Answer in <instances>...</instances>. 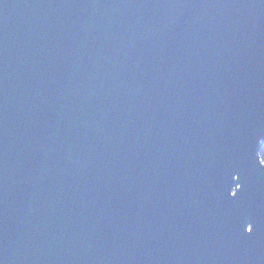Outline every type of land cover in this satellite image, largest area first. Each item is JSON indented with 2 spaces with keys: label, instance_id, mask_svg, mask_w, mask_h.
Masks as SVG:
<instances>
[{
  "label": "water",
  "instance_id": "water-1",
  "mask_svg": "<svg viewBox=\"0 0 264 264\" xmlns=\"http://www.w3.org/2000/svg\"><path fill=\"white\" fill-rule=\"evenodd\" d=\"M263 143L264 0H0V264H264Z\"/></svg>",
  "mask_w": 264,
  "mask_h": 264
},
{
  "label": "trees",
  "instance_id": "trees-1",
  "mask_svg": "<svg viewBox=\"0 0 264 264\" xmlns=\"http://www.w3.org/2000/svg\"><path fill=\"white\" fill-rule=\"evenodd\" d=\"M258 156H259L261 162L264 164V143L261 145V147L259 149Z\"/></svg>",
  "mask_w": 264,
  "mask_h": 264
},
{
  "label": "snow or ice",
  "instance_id": "snow-or-ice-1",
  "mask_svg": "<svg viewBox=\"0 0 264 264\" xmlns=\"http://www.w3.org/2000/svg\"><path fill=\"white\" fill-rule=\"evenodd\" d=\"M236 195H237L236 192H233V193H232V196H233V197H235ZM244 230H245V232H247V233L250 234V233L252 232L253 229H252V226H251V225H248V226L245 227Z\"/></svg>",
  "mask_w": 264,
  "mask_h": 264
}]
</instances>
